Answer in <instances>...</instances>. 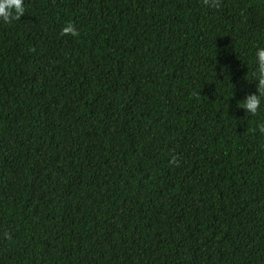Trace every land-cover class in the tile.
Listing matches in <instances>:
<instances>
[{"label":"trees","instance_id":"trees-1","mask_svg":"<svg viewBox=\"0 0 264 264\" xmlns=\"http://www.w3.org/2000/svg\"><path fill=\"white\" fill-rule=\"evenodd\" d=\"M24 7L0 22V264H264V97L240 104L264 0Z\"/></svg>","mask_w":264,"mask_h":264},{"label":"clouds","instance_id":"clouds-1","mask_svg":"<svg viewBox=\"0 0 264 264\" xmlns=\"http://www.w3.org/2000/svg\"><path fill=\"white\" fill-rule=\"evenodd\" d=\"M204 4L216 8L219 0H204ZM25 15L24 0H0V22L10 24L20 20ZM79 31L72 23H68L61 31L62 36H79ZM257 71L254 74L258 82V95L250 94L240 103L247 113L256 115L261 107V98L264 97V48H259L256 53ZM239 104V105H240ZM260 132L264 133V124L259 126Z\"/></svg>","mask_w":264,"mask_h":264}]
</instances>
